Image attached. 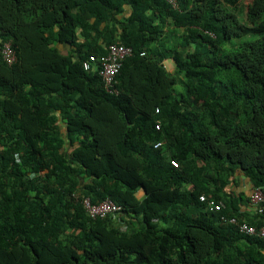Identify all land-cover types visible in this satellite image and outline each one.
Masks as SVG:
<instances>
[{
    "label": "trees",
    "instance_id": "16d2710c",
    "mask_svg": "<svg viewBox=\"0 0 264 264\" xmlns=\"http://www.w3.org/2000/svg\"><path fill=\"white\" fill-rule=\"evenodd\" d=\"M177 1L0 0V264H264V0Z\"/></svg>",
    "mask_w": 264,
    "mask_h": 264
},
{
    "label": "built area",
    "instance_id": "2783aa9c",
    "mask_svg": "<svg viewBox=\"0 0 264 264\" xmlns=\"http://www.w3.org/2000/svg\"><path fill=\"white\" fill-rule=\"evenodd\" d=\"M169 3L173 8H177L178 1L177 0H165ZM132 48L130 46L119 44V43H111L106 47V53L101 56H96L94 54H90L85 60L82 62V67L84 70L95 69L100 76L103 87L108 93H117L116 89V74L121 68L123 61L132 54ZM2 59L11 64L16 60L15 51L10 45L9 42L3 44L1 49ZM159 125H156L158 128ZM160 143H156L154 146L158 147ZM173 166H177V163L171 160ZM249 194V201L252 204V207L258 211H262L261 203L264 202V193L259 186H254L251 184L250 189L245 188ZM200 200L207 201L208 210L209 211H217L220 209V204L217 203L213 198L207 200L204 195H201ZM83 207L85 208L88 215L92 218L96 217H104L108 214L114 213L120 209V207L115 204L112 200L106 198L99 202H92L89 197H83L82 199ZM234 222V218L230 219ZM239 231L248 235H254L264 239V225L260 227H256L254 225H249L245 222H242L238 225Z\"/></svg>",
    "mask_w": 264,
    "mask_h": 264
},
{
    "label": "crops",
    "instance_id": "0c3cea01",
    "mask_svg": "<svg viewBox=\"0 0 264 264\" xmlns=\"http://www.w3.org/2000/svg\"><path fill=\"white\" fill-rule=\"evenodd\" d=\"M64 47H66L64 44L61 45V48L64 49ZM168 60V59H167ZM165 60L167 63L168 61ZM171 60V59H170ZM165 61H164V64H165ZM172 61V60H171ZM169 64V63H168ZM172 64H173V61H172ZM166 66V65H165ZM167 70L168 71H173L174 69V65H170L169 66H166ZM239 182H240V185H239V190H243L244 188H247V189H250L251 187V184L249 183L248 179L246 177H243V176H240L239 177ZM142 192H139V194H141Z\"/></svg>",
    "mask_w": 264,
    "mask_h": 264
},
{
    "label": "rangeland",
    "instance_id": "374dc122",
    "mask_svg": "<svg viewBox=\"0 0 264 264\" xmlns=\"http://www.w3.org/2000/svg\"><path fill=\"white\" fill-rule=\"evenodd\" d=\"M245 1L248 2L249 0H245ZM167 61H168V63H169L170 65H173V64H172V61H171L170 59H168ZM168 63L165 61V65H166V66H169ZM180 77L182 78V76H180ZM182 89H183V86H182L181 83L177 82V83L174 85V91H175L176 93H180V92H182ZM245 190H246V189H245Z\"/></svg>",
    "mask_w": 264,
    "mask_h": 264
}]
</instances>
